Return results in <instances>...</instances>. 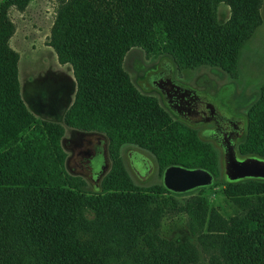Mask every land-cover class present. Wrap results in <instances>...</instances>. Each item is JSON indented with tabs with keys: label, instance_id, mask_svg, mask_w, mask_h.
Wrapping results in <instances>:
<instances>
[{
	"label": "trees",
	"instance_id": "1",
	"mask_svg": "<svg viewBox=\"0 0 264 264\" xmlns=\"http://www.w3.org/2000/svg\"><path fill=\"white\" fill-rule=\"evenodd\" d=\"M30 2L0 0V264H264V180L225 179L234 213L189 210L193 236L180 243L160 237V187L139 188L120 159L123 146L136 145L155 158L162 178L175 165L215 178L214 148L140 93L125 59L142 50L185 70L233 75L261 24L262 1L56 0L49 43L77 82L63 121L36 116L21 93L11 12ZM221 3L232 7L229 21L219 20ZM248 119L238 154L264 159V87ZM67 128L107 136L113 164L100 191L68 173ZM243 181L253 184L236 186Z\"/></svg>",
	"mask_w": 264,
	"mask_h": 264
},
{
	"label": "rangeland",
	"instance_id": "2",
	"mask_svg": "<svg viewBox=\"0 0 264 264\" xmlns=\"http://www.w3.org/2000/svg\"><path fill=\"white\" fill-rule=\"evenodd\" d=\"M261 1L259 9L261 24L243 48L239 69L233 75L210 67L185 70L170 56L151 57L142 50H133L125 59L124 70L138 91L157 99L174 122L194 131L199 139L214 148L219 157L217 175L211 186L177 194L161 190L162 171L151 154L136 145H125L121 149L120 159L124 170L135 185L146 190L160 187L159 212L163 217L160 237L165 240L182 243L191 239L193 235L190 233V223L193 217L190 212H196L206 205L210 209L216 208L224 215L231 216L234 212L227 194L233 185L224 182L226 179L225 159L220 139L218 141L205 134V130L211 125L184 122L177 118L168 109L163 95L153 87L152 75L171 67L173 77L180 85L212 102L221 116L235 123L245 122L246 133L242 140L235 144L238 154V146L247 135L249 110L260 99L264 87V0ZM56 8V0H31L24 11L14 9L11 12V19L15 25V34L10 41V46L19 56L18 71L21 93L29 109L40 118L63 121L64 115L74 102L77 82L72 67L59 62L56 52L49 43ZM218 16L221 22L229 21L233 16L232 7L226 3L219 4ZM64 104L67 105L64 106ZM72 131L79 130L67 128L62 140L67 158L69 153L64 145V139H73ZM135 155L145 160V167L134 160ZM238 156L244 158L239 154ZM112 164L109 156L108 171L97 183H93L90 176L82 177L77 172L73 174L67 171L70 175L82 179L87 184L88 192L94 193L97 184L99 189L97 191L101 190L102 182L111 171ZM252 184L253 181H243L237 183L236 186L243 187ZM173 207L176 210L172 209ZM191 209L192 211L189 212Z\"/></svg>",
	"mask_w": 264,
	"mask_h": 264
},
{
	"label": "flooded vegetation",
	"instance_id": "3",
	"mask_svg": "<svg viewBox=\"0 0 264 264\" xmlns=\"http://www.w3.org/2000/svg\"><path fill=\"white\" fill-rule=\"evenodd\" d=\"M151 82L163 95L168 109L181 121L211 125L205 130V134L209 138L220 139L218 141L224 151V159L228 148L235 147V144L244 137L247 130L245 122L235 123L221 116L212 102L180 85L173 77L171 67L152 75ZM72 133L73 139H64V145L69 153L67 170L73 174L77 172L82 177L90 176L93 183H97L109 168L108 138L96 132L72 131ZM134 160L145 167L146 162L140 156L135 155ZM97 190L98 184L95 188V191Z\"/></svg>",
	"mask_w": 264,
	"mask_h": 264
},
{
	"label": "water",
	"instance_id": "4",
	"mask_svg": "<svg viewBox=\"0 0 264 264\" xmlns=\"http://www.w3.org/2000/svg\"><path fill=\"white\" fill-rule=\"evenodd\" d=\"M225 175L231 182L247 179L264 180V159L240 158L235 147H229L225 156ZM214 176L204 169L171 166L164 171L163 185L172 193H188L214 183Z\"/></svg>",
	"mask_w": 264,
	"mask_h": 264
}]
</instances>
